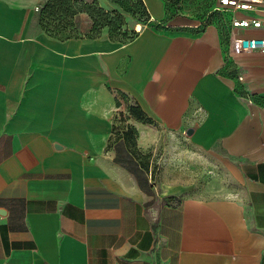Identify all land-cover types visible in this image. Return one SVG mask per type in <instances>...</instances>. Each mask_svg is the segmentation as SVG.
<instances>
[{
    "label": "crops",
    "instance_id": "1",
    "mask_svg": "<svg viewBox=\"0 0 264 264\" xmlns=\"http://www.w3.org/2000/svg\"><path fill=\"white\" fill-rule=\"evenodd\" d=\"M48 1L0 0V264H264V53L233 40L264 27L144 0L133 40L61 38ZM182 133L239 186L166 202L141 152Z\"/></svg>",
    "mask_w": 264,
    "mask_h": 264
},
{
    "label": "rangeland",
    "instance_id": "2",
    "mask_svg": "<svg viewBox=\"0 0 264 264\" xmlns=\"http://www.w3.org/2000/svg\"><path fill=\"white\" fill-rule=\"evenodd\" d=\"M85 4L95 5L107 14L108 23L116 27V33L109 27L102 30L101 35H108L113 40L126 43L136 33V26L144 25L150 19L145 9L144 0H79ZM170 12V17H188L192 22H204L216 0H164ZM145 4V5H144ZM147 7V6H146ZM78 16L70 22V29L78 35L89 36L94 25L90 13L77 6ZM83 32V33H82ZM64 37V36H61ZM122 111L123 125L125 117L130 118L128 109ZM130 133V130H128ZM165 137L162 142L141 152L143 162L151 165V178L158 194L166 196L168 203H177L189 197L212 198L225 196L238 186L225 174L220 166L223 162L219 150H207L194 147L186 133L177 137V142L166 145ZM165 141V142H164ZM165 150V151H164ZM143 153V154H142ZM162 160L168 161L162 164ZM176 192L181 194H175Z\"/></svg>",
    "mask_w": 264,
    "mask_h": 264
},
{
    "label": "trees",
    "instance_id": "3",
    "mask_svg": "<svg viewBox=\"0 0 264 264\" xmlns=\"http://www.w3.org/2000/svg\"><path fill=\"white\" fill-rule=\"evenodd\" d=\"M78 5L83 6V8H85V10L90 13L92 19L94 20V25L90 30L91 35L87 36L88 38L101 36L102 30L106 27H109L111 29L112 34L116 33V27L113 24L108 23L106 18L107 14L104 12V10L98 9L95 5L85 4L83 1L79 0H49L41 13L42 28L47 33L56 37L64 36L61 38H76L80 36L76 31L70 29V22H72L78 16ZM145 9L149 14L146 5ZM137 35L138 32L133 35L131 40H133ZM129 112L138 121H145V118L143 117V114L140 112L138 107H130Z\"/></svg>",
    "mask_w": 264,
    "mask_h": 264
},
{
    "label": "built area",
    "instance_id": "4",
    "mask_svg": "<svg viewBox=\"0 0 264 264\" xmlns=\"http://www.w3.org/2000/svg\"><path fill=\"white\" fill-rule=\"evenodd\" d=\"M263 3V0H216L214 7L209 11V15L232 13L233 16L230 19L231 26L234 29H262L264 27L263 21L256 18H237L235 13L238 11L251 12L255 11L259 5ZM152 17H150L149 22ZM207 21V20H206ZM147 27V24L142 25ZM138 28V26H137ZM135 29L136 32L138 29ZM234 45L238 52H260L264 53V38H252L243 39L234 35Z\"/></svg>",
    "mask_w": 264,
    "mask_h": 264
},
{
    "label": "bare ground",
    "instance_id": "5",
    "mask_svg": "<svg viewBox=\"0 0 264 264\" xmlns=\"http://www.w3.org/2000/svg\"><path fill=\"white\" fill-rule=\"evenodd\" d=\"M141 28H142V25H139L138 28H137L138 31H140Z\"/></svg>",
    "mask_w": 264,
    "mask_h": 264
}]
</instances>
